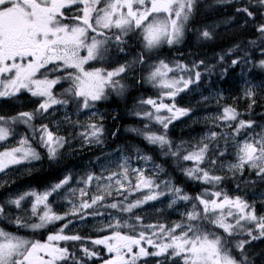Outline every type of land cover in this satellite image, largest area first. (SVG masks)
Returning a JSON list of instances; mask_svg holds the SVG:
<instances>
[{
  "label": "snow or ice",
  "instance_id": "snow-or-ice-1",
  "mask_svg": "<svg viewBox=\"0 0 264 264\" xmlns=\"http://www.w3.org/2000/svg\"><path fill=\"white\" fill-rule=\"evenodd\" d=\"M218 2L235 5L234 10L242 26H253L258 33L259 50L264 54V0ZM195 3L196 0H0V98L13 97L22 91L41 98L34 111L20 112L11 118L0 116V143L15 135L12 125L22 123L32 129L38 143L47 149L49 158H55L68 140L46 124L36 127L33 121L43 117L54 105L75 103L80 109L90 110L95 107V102L107 98L109 90L123 93L125 85L120 78L130 70V65L122 64L108 70L95 67L91 62L104 61L110 46L124 51L132 34L141 35L148 50L180 43L193 16ZM200 36L211 39L212 33L204 29ZM249 43L256 45L257 41ZM137 62L145 63L144 56H139ZM240 62L234 59L231 63L235 66ZM259 64L264 68V60ZM196 68L198 65L189 68L179 63L170 66L163 60L153 66L147 79L164 91L159 99L140 101L154 111L135 114L159 124L163 131L159 134L150 132L145 125L144 139L162 150L166 148L168 155L193 161V167L184 169V174L192 180L217 187L226 177L214 172L225 169L233 177H243L247 170L264 179V126L240 119V113L232 106L224 107L216 118L223 122L224 127L231 129L230 133L212 131L205 137L208 142L199 143L194 150L182 156L179 148L173 149L166 130L173 120L189 114L188 109L176 106L175 97L199 82L201 73ZM170 73L175 75L170 76ZM65 82L68 87L63 88ZM57 86L63 88L59 97L54 92ZM245 96L251 102L250 107L255 104L252 86L246 89ZM165 98L171 103H165ZM162 112L167 115H161ZM255 127H261V131L255 132ZM86 128L87 132L80 133L86 143L102 142V123H91ZM242 133L243 138L239 139ZM219 140L224 141L223 147ZM214 141L216 143L209 155V144ZM230 144L235 150V162H224L221 158L228 153ZM40 158L30 137L25 135L15 146L0 150V173L7 174L6 170L13 165ZM139 158L145 162L151 159L148 156ZM205 162L206 166L201 167ZM119 168L120 171L107 176L89 173L83 178L84 188L79 189V195L88 196V189L94 183L98 194L81 200L79 205L73 204L63 215L55 213L48 200L69 183L71 176L43 193L25 192L0 203V218H4L6 205L21 209L22 202L31 197L30 215L37 221L28 222L17 216L12 223L33 232L56 221L67 220L55 233L48 234L45 241L28 239L0 228V264H84V258H100L98 251L83 246L86 239L93 245L105 247L109 258L104 259L103 264H148L145 258L150 256H165L173 260L178 257L180 264H252L248 248L253 241L264 240V214H258L254 204L240 195L230 196L223 189H205L195 197L190 196L170 181L157 183L152 176L145 175L143 167L130 168L128 158ZM236 187L239 189L240 184ZM113 190L125 199L131 192L143 191L145 194L128 204L108 203L105 197L111 196ZM168 194L173 197L169 207L178 201L191 202V210L182 214L181 222L145 224L142 217L135 216L129 223L128 219L121 222L113 217L99 229L107 233L99 238L64 233L72 223L67 219L69 216L83 220L89 215H103L97 205L131 213L133 209ZM87 209L94 211L88 213ZM61 241H81L83 256L77 257L75 251L61 246Z\"/></svg>",
  "mask_w": 264,
  "mask_h": 264
},
{
  "label": "rangeland",
  "instance_id": "rangeland-1",
  "mask_svg": "<svg viewBox=\"0 0 264 264\" xmlns=\"http://www.w3.org/2000/svg\"><path fill=\"white\" fill-rule=\"evenodd\" d=\"M197 5L200 6L201 16L208 12L220 10L223 6L218 0H196L195 6ZM190 20L188 25L190 24ZM248 27L242 26V22L238 16L232 25L229 23L225 27H221L218 24L210 25L207 30L212 33V38L204 39L200 36V32L203 30L191 33L187 26L185 35L178 44H181L184 40H189V36H191L189 48L186 51H194L196 53L193 63L173 58L167 54L168 49L178 44L171 46L164 44L158 49L148 50L145 48V42L142 36L137 34L130 36L132 40L134 39L135 42L141 44L137 52L127 49L125 46L124 51L121 52L115 46H110L109 54L104 61L91 63L95 67H103L108 70H112L122 64L130 65V70L120 78L121 83L125 85L123 93L109 90L107 98L95 102V107L90 110L80 109L75 103L67 106L54 105L43 117L33 121L36 127H39L41 123L46 124L51 130L68 140V143L58 150L55 158H49L47 149L38 143L37 137H34L32 134V129L24 124L12 125L15 135L8 141L0 143V150L15 146L21 137L27 135L31 139L32 146L40 153L41 158L39 160L25 161L19 165H13L6 170L7 174L0 173V203H5L9 199H13L25 192L35 191L43 193L57 184L51 183L43 187H38L26 181L29 176L42 173L45 164L52 171L58 168L56 171L57 177L63 176L60 181L64 180L67 176H71L72 178L62 189L53 193L48 200L52 210L60 215L67 213L73 204L79 205L81 200H87L90 196L98 194L94 183L88 189V196L81 197L79 195V189L84 188V184L82 183L83 178H86L89 173H95L97 175L103 173L104 176H107L111 172H118L121 170L119 165L124 162L125 158H128L130 168L143 167L145 169V175L152 176L157 183L170 181L174 187H179L172 180L164 177L163 170L156 164L149 151L143 152L142 149L134 146L133 150L129 153L112 145H110L111 147L108 146L110 141L108 134L112 129V119L114 118V121L118 124L117 126H120L126 119L133 116L141 119L140 116L135 114L137 112L142 113L146 110L154 111L151 109V106L142 104L140 101L148 98L159 99L160 94L164 91L154 86L147 79L153 66L158 65L163 60L170 66L179 63L192 68L193 65H198V68L195 70L201 73L198 83L190 85L188 89L175 97L176 106L178 108L188 109L189 114L173 120L167 129V138L172 142L173 149L179 148L181 150V156L194 150L199 143L208 142L205 140V137L212 131L223 132L225 134L231 132L230 128L224 127L223 122L216 119L222 114L224 107L232 106L240 113V119L252 120L255 121L256 125L264 126V68L260 67L259 64L260 60H264V54L259 50L261 47L260 43H256V45H236L231 41L229 42L231 47L227 51H224V49L217 51L212 47L219 45L222 41L224 42L236 31L241 29L245 31ZM141 55L145 58V63L143 64L137 62ZM234 59L240 60L241 62L233 66L231 62ZM201 61H203L202 64L200 63ZM169 75H175V73H170ZM135 86H138L142 95L138 96L137 103L134 106L132 104L128 111L120 114L116 109L106 107V104L113 100L126 103L130 96L128 95L130 90ZM249 86L254 88V98L256 101L251 107L250 100L245 96L246 89ZM66 87H68V84L65 82L63 88ZM63 88L57 86L54 89L58 97L63 92ZM15 97L17 99H14V96L0 98V116H3V110L6 107L16 102L20 108L27 107V112L34 111L37 107V102L41 99L33 97L27 91H22ZM164 102L171 103L166 98ZM161 115H167V113L162 112ZM259 117L263 118L255 119ZM7 118L9 117L7 116ZM148 122L150 126H148L147 131L157 134L161 133L162 127L159 124L154 121ZM91 123L103 124L104 134L101 143H86L80 135L81 132H87L86 125ZM234 126L235 124H233ZM155 128L161 129L156 130ZM122 130L119 133L120 136L129 135L134 131L131 126H124ZM174 131H179L182 135L181 138L174 139L171 137V133ZM254 131L257 133L260 132L261 127H255ZM249 134H252L251 130H249ZM242 138L243 133L239 139ZM215 143L214 141L209 144V155L212 154ZM219 144L223 147L224 141L219 140ZM152 146H157L158 151H162L159 154L161 158L165 160L170 159V157L174 158V156L166 154V148L162 150L158 145ZM228 147V153L221 159L224 162H235L234 147L231 144ZM140 156H148L151 159L145 162L139 158ZM177 159L183 173L184 169L194 166L193 161H184L179 157ZM217 163H220V161ZM154 166H157L155 171H153ZM205 166L206 162L205 165H201V167ZM214 174L226 177L217 187L192 180L185 174L183 177L191 180L192 189H197L195 196L201 194L205 189L210 191L223 189L230 196H242L250 204L255 205L258 214H264V179L257 177L254 172L246 170L244 178L246 184L251 187L249 188L242 183L238 189L237 187L230 186L232 181L229 186L225 185V182L229 181V178L232 177V174L227 172L226 169L223 171L215 170ZM144 194L143 191L131 192L127 194V199H125L124 196L119 195L113 190L112 195L106 196L105 200L108 203L123 202L124 204H128L142 198ZM172 198L171 194L162 196L158 200L149 201L139 208L133 209L131 213H122L116 209L97 205L96 208L103 215H89L83 220L79 219L78 216H69L67 219L72 220V223L64 229V233L67 235H80L85 238H99L107 234L106 232L99 231V229L112 221L113 217L119 218L121 222L128 219L129 223L133 222L135 216L142 217L145 224L171 225L172 223H178L183 219L182 214L191 210V202L178 201L175 205L169 207ZM31 199L29 197L28 200L23 201L21 209H17L13 205H6L7 215L4 218H0V228L28 239L45 241L48 234L55 233L67 220L56 221L35 232L28 228H18L12 223V219L17 216H22L28 222L37 221L36 217L30 215L31 204L29 201ZM86 211L92 213L94 209H87ZM123 231L128 232L129 230L123 229ZM87 242H89L88 239L84 241L83 246ZM59 243L61 246L69 243L68 247L69 250L71 248L70 251H75L77 257L83 256L80 250L82 246L81 241H61ZM90 244L92 250L99 252L100 258H84V264H103V260L109 258L105 247L102 245H93L91 242ZM149 251H153V249L149 248ZM251 253L252 257L258 259V264H264V240L253 241L252 245L248 248L249 257H251ZM145 259L148 261V264H161V262L163 264H180L178 257L174 260L167 259L165 256H150Z\"/></svg>",
  "mask_w": 264,
  "mask_h": 264
},
{
  "label": "trees",
  "instance_id": "trees-1",
  "mask_svg": "<svg viewBox=\"0 0 264 264\" xmlns=\"http://www.w3.org/2000/svg\"><path fill=\"white\" fill-rule=\"evenodd\" d=\"M211 1V0H207ZM200 6H195L193 16L191 17L190 24L188 25V30L192 32L208 29L210 25L212 24H218L221 27H225L226 24H234L235 19L238 17L235 13V5L223 4L222 8L220 10L208 12L205 15H200ZM191 36H189V40L183 41L181 44H178L170 49L167 50V54L173 58L180 59L182 61H186L189 63H193L195 59L196 53L193 52H187L186 50L189 48V42H190ZM205 39V38H204ZM257 41L259 42L258 33L255 32L253 26H249L245 31L242 29L239 31H236L231 36H229L224 42L222 41L219 45H214L215 50L219 51L221 49H224V51H227L230 49L229 42H233L236 45H249V41ZM140 43L135 42L133 39H128L125 47L127 49H131L134 52H137L140 49ZM129 98L126 103H121L120 101L113 100L110 101L108 104H106V107H110L112 109H116V111L120 114L125 113L130 109V106L133 104V106L137 103L138 96L142 95V92L138 88V86L133 87L129 92ZM152 96V95H151ZM154 97V96H153ZM14 99H17V97L14 96ZM7 109V110H6ZM20 112H27V107L20 108L19 104L13 103L9 107H6L3 110V117L7 116L9 118L16 116ZM6 114V115H5ZM119 117V116H117ZM263 117L255 118V119H262ZM22 124V123H19ZM18 124V125H19ZM15 125V124H14ZM17 125V124H16ZM117 122L114 121V118L112 119V129L109 132V143L108 146L112 145L114 147H117L123 151L131 152L134 148V146L142 149L143 152L149 151L151 153V156L154 158V161L157 163V165L163 170L164 177L168 180H172L176 186H179L181 189H183L184 193H187L191 196H195L197 189L191 188V180L185 179L183 170L181 168L180 163L178 162L177 157L170 159H163L159 156L162 151H158L157 146L150 145L145 139L143 132L145 131V125L150 126V123L146 121L145 119H140L135 116L126 119L120 126H117ZM124 126H131L133 127L134 131L130 133L129 135H123L120 136V131H123ZM156 130H160L161 128H155ZM152 130V128H151ZM163 131V130H162ZM161 132V131H160ZM166 133L168 131L166 130ZM174 139L181 138V134L179 131H174L171 133ZM111 147V146H110ZM44 170L42 173H37L32 176H29L26 181L28 183H31L33 186L43 187L46 184L51 183H58L63 176H58L56 174L57 169L50 170L48 168V165H44ZM229 181L225 182V185L229 186L230 182L232 183L231 187H236L237 184L245 185L246 180L243 177H230ZM261 185V184H257ZM249 188L251 186H248ZM65 246H69V243L64 244ZM84 246L91 249L90 240L89 242L85 243ZM71 250V248H70ZM252 264H258V259L252 257H249Z\"/></svg>",
  "mask_w": 264,
  "mask_h": 264
},
{
  "label": "bare ground",
  "instance_id": "bare-ground-1",
  "mask_svg": "<svg viewBox=\"0 0 264 264\" xmlns=\"http://www.w3.org/2000/svg\"><path fill=\"white\" fill-rule=\"evenodd\" d=\"M202 13V12H201ZM207 15V14H206ZM63 174V173H62ZM3 197V196H2Z\"/></svg>",
  "mask_w": 264,
  "mask_h": 264
}]
</instances>
